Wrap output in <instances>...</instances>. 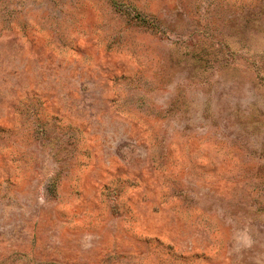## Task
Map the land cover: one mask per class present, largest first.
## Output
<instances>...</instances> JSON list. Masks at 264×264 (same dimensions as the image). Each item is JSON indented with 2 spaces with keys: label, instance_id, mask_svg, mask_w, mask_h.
<instances>
[{
  "label": "rangeland",
  "instance_id": "374dc122",
  "mask_svg": "<svg viewBox=\"0 0 264 264\" xmlns=\"http://www.w3.org/2000/svg\"><path fill=\"white\" fill-rule=\"evenodd\" d=\"M0 264H264V0H0Z\"/></svg>",
  "mask_w": 264,
  "mask_h": 264
}]
</instances>
